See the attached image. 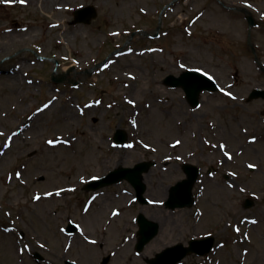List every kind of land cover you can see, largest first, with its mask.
<instances>
[{"label":"rangeland","instance_id":"rangeland-1","mask_svg":"<svg viewBox=\"0 0 264 264\" xmlns=\"http://www.w3.org/2000/svg\"><path fill=\"white\" fill-rule=\"evenodd\" d=\"M55 1L60 7L43 11L0 0V264H149L207 236L215 237L213 251L181 264H264V204L256 203L264 143L251 140L264 133V99L248 101L264 90V0ZM87 6L97 18L74 23V11ZM241 8L257 23V60ZM139 32L152 36H132ZM187 70L220 87L204 92L197 108L164 84ZM119 131L124 145L115 143ZM58 137L68 144L50 146ZM143 162L153 163L143 178L147 204L127 181L86 189ZM185 164L201 171L195 202L170 210ZM50 191L62 195L36 199ZM139 214L160 224L155 239L173 244L148 255L155 239L143 252L137 239L127 250Z\"/></svg>","mask_w":264,"mask_h":264},{"label":"water","instance_id":"water-1","mask_svg":"<svg viewBox=\"0 0 264 264\" xmlns=\"http://www.w3.org/2000/svg\"><path fill=\"white\" fill-rule=\"evenodd\" d=\"M75 23L90 24L93 19L97 17V11L94 7L89 6L78 10L74 13ZM250 26L254 25V20L249 18ZM165 83L172 87H181L187 95V99L192 106L199 104L200 94L203 91H216V84L207 76L196 72L188 71L183 73L179 78L169 76L166 78ZM256 98H264V91H254L250 96V100ZM115 140L118 143H124L127 140V136L124 132L119 131L116 134ZM152 163H139L134 168H118L114 172L110 173L102 180L91 183L88 189H98L104 186L119 183L123 180H127L133 185L137 191L138 198L142 203H146L143 194L146 190V186L143 183V174L147 173L151 168ZM184 170L188 175V179L178 183L172 188L170 199L167 206L171 209L190 207L193 205V187L198 177V169L193 166H184ZM249 204L248 206H250ZM140 240L137 245V249L142 251L143 248L152 241L159 232V225L155 222L148 220L144 215H140ZM76 230L74 225H70L69 231ZM214 239L210 238L201 242L192 241L190 247L185 248L183 245H178L174 248L167 249L163 253L157 255L156 259L152 260L151 264H178L188 254L198 253L206 254L210 252L213 247ZM73 264V263H69Z\"/></svg>","mask_w":264,"mask_h":264},{"label":"bare ground","instance_id":"bare-ground-1","mask_svg":"<svg viewBox=\"0 0 264 264\" xmlns=\"http://www.w3.org/2000/svg\"><path fill=\"white\" fill-rule=\"evenodd\" d=\"M28 3H32L33 5L35 6H38L39 8H41V10L43 11H47V10H50V9H55V8H58L60 7L59 5V2L58 1H55V0H27ZM52 22L56 25V27L58 29H64L65 26H66V23L65 22H60L58 19H53ZM66 31H64L65 33ZM37 34V32H36ZM18 38L22 37V36H17ZM29 125L24 124V128H27ZM53 143L49 144L50 146H52L53 148H59V147H64L65 145L68 144V141L69 139L65 138V137H58V138H55L54 140H52ZM69 146V145H68ZM108 171V168H106L104 170V173H106ZM49 193H51V195H48ZM62 195V192H46V193H43V194H40L38 195L37 197H39V199H43V200H47L49 198H52V197H60ZM36 197V199H37ZM154 217L150 218V220L153 221ZM155 222V221H154ZM156 223H158L156 221ZM159 224V223H158ZM160 225V224H159ZM113 226L115 227V230L113 232L114 236H112V238L110 239L111 241L112 240H115L117 237H116V234H117V225L116 223L113 224ZM113 227V228H114ZM128 227H129V224L126 225L124 227V229L120 232V235L122 236L123 233L125 232H128L129 233V230H128ZM112 228V230H113ZM134 229L136 230V228L134 227ZM138 239V236L135 235V237H127L126 239V249L129 250L131 248V246H133L136 241ZM173 244L172 241H166L165 238H157L155 239V241H153L146 249V252L148 253V255L154 253L155 251H159L161 249H163L164 247H168L169 245Z\"/></svg>","mask_w":264,"mask_h":264},{"label":"snow or ice","instance_id":"snow-or-ice-1","mask_svg":"<svg viewBox=\"0 0 264 264\" xmlns=\"http://www.w3.org/2000/svg\"><path fill=\"white\" fill-rule=\"evenodd\" d=\"M5 2H8V0H5ZM21 2H26V0H21ZM229 96L232 95V93H228ZM256 137H251L252 141H255ZM49 144L53 143V141H48ZM177 143H179V141H177ZM249 167H256V165H249ZM48 195H51V193H49ZM37 199H39V197H37Z\"/></svg>","mask_w":264,"mask_h":264},{"label":"flooded vegetation","instance_id":"flooded-vegetation-1","mask_svg":"<svg viewBox=\"0 0 264 264\" xmlns=\"http://www.w3.org/2000/svg\"><path fill=\"white\" fill-rule=\"evenodd\" d=\"M250 3H256V1L255 0H252V1H249ZM261 177H262V175H261ZM263 178V177H262ZM264 179V178H263ZM264 185V183H263V180H262V184L260 185V187L261 186H263ZM260 193V192H259ZM260 195V199H262L263 201H264V195L263 194H259ZM261 202V201H260ZM259 203V202H258Z\"/></svg>","mask_w":264,"mask_h":264}]
</instances>
